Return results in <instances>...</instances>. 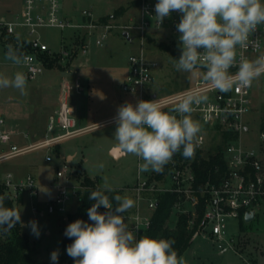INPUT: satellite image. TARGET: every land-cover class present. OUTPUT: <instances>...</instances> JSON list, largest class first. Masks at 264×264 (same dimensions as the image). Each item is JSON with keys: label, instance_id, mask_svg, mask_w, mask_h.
<instances>
[{"label": "built area", "instance_id": "1", "mask_svg": "<svg viewBox=\"0 0 264 264\" xmlns=\"http://www.w3.org/2000/svg\"><path fill=\"white\" fill-rule=\"evenodd\" d=\"M136 13L131 17L129 24L123 27L104 23L101 17H96L92 10L83 9L78 16L64 15L62 0H23L22 10L19 13L0 17V39L5 41L12 38L17 44H28L27 55L33 57L32 62L23 66L24 73L29 81L38 79L46 69L44 55L58 56L59 63L76 60L80 54H86L92 43L101 46L104 40L114 30L127 31L135 34L139 40L140 54L131 55L128 60L129 72L126 76L122 90L126 95L138 100H158L163 110L169 111L176 98L182 94L159 97L149 87L154 82V68L157 63L147 61L145 44L150 38L162 35L179 43V33L176 25L181 19L179 12H172L170 17L163 20L159 27L155 17V5L158 0H134ZM56 28L69 30L70 38L62 40V48L54 51L42 41L39 30ZM258 40L260 47L253 50L237 48V61L241 57L254 59L264 54V25L258 26L257 32L250 37ZM66 44L69 46L67 48ZM56 54V55H55ZM135 61V62H134ZM236 68L231 69L232 73ZM139 80V83H137ZM264 86V75L253 81L251 87L242 90L220 93L218 90L207 92V102L196 106L192 118L202 125L205 134L200 133L195 154L192 158H181L175 154L173 160L164 167L161 173L151 172L145 179L138 177L137 183L128 189L135 206L125 214V220L130 219L137 239L147 231L152 224V217L157 208L158 196L165 193L177 195L174 210L179 215L188 217V228L192 231L191 243L206 239L217 245L221 251L235 247L233 238L229 233L230 220L246 221V216L253 214L254 218L264 207V113H260L259 143L255 147L245 142L244 136L251 132L253 119L247 120L255 109L253 91L256 85ZM204 82H196L197 88H204ZM133 89L135 90L133 92ZM83 85L77 80L74 85L63 83L61 87L62 98L57 109L49 116L47 123V137L38 143L18 144L15 138L20 134L8 130L4 119H0V164L30 152L46 149L54 151L60 143L80 135L83 130L78 128L73 108L69 104V93H80ZM155 96V99L153 98ZM209 137L211 141L219 134L220 145L211 153H215L223 144V135L230 134L232 139L223 145L222 160L225 170H216V177L211 176L201 182L194 169V160L198 151L205 154ZM25 139L29 138L24 134ZM207 152H210L207 151ZM46 162L52 163L53 157L48 155ZM163 173V174H162ZM161 175V177H157ZM74 173L69 163L58 168L56 173V194L47 206V212L64 213L72 196H79L83 191L81 183H70ZM6 195L10 196L14 205L24 193L31 196L38 195V186L32 175L22 179L13 173H6L1 178ZM39 209L34 207L33 212ZM108 211V210H107ZM178 215V216H179ZM241 226V224H240Z\"/></svg>", "mask_w": 264, "mask_h": 264}, {"label": "rangeland", "instance_id": "2", "mask_svg": "<svg viewBox=\"0 0 264 264\" xmlns=\"http://www.w3.org/2000/svg\"><path fill=\"white\" fill-rule=\"evenodd\" d=\"M264 2V0H262ZM134 0H62L64 15L68 17L78 16L83 9H90L96 17H101L106 24L123 27L129 24L131 17L136 13ZM23 0H0V17L19 13L22 10ZM120 14H119V13ZM121 29L111 32L101 46H96L92 41L86 54H80L73 61L59 63L53 69H45L43 74L34 81L27 80L25 94L14 88L0 89V119L8 118L14 112L18 115L41 116L43 113V97L51 98L54 103L56 95L61 91L62 83L74 85L78 80L83 85L80 93L72 91L68 97L69 104L79 107V117L82 118V126L88 130L79 136L60 143L57 151L46 149L30 152L21 157L0 164L1 177L6 173H14L18 170L22 179L32 175L35 180L39 172L30 168L29 160L34 159L42 165L45 156L51 155L53 163H44L42 167L47 169L44 180H36L38 195L31 196L29 193L21 195L16 209L21 211V224L24 232L29 236L31 243L39 251L38 264H57L61 255L62 230L70 215L74 214L80 203L77 196H72L64 213L56 212L49 214L47 206L56 194L57 169L63 168L68 155H74L73 161L68 162L71 172L74 173L70 183L77 185L79 176L87 175L91 179L103 183V177H107L108 183L115 189H122L125 195L132 198L128 187L137 183L138 177L145 179L152 171L138 174V164L142 163L139 158L128 155L115 158L110 149L115 143L114 132L116 124L113 121L117 115L118 106L125 102L135 105V98L126 95L122 86L129 72L128 60L131 55L140 54V43L134 33H130L132 41L123 37ZM69 30L45 28L39 30V35L51 50L59 51L62 48V40L70 38ZM8 43L0 42V74L11 77L17 71L24 68L13 64L5 59ZM67 48L69 47L66 44ZM162 46H167L171 51H166ZM181 50L178 44L162 35L150 38L145 44V56L147 61L157 63L154 68V82L149 87L159 97L170 96L185 92L196 87L200 77L178 72L174 67L173 59H178ZM56 55V54H55ZM58 57V56H57ZM9 63V64H8ZM60 95V94H59ZM256 109L247 116V120L253 119L251 132L244 136L245 142L252 147L259 143L261 131L260 113H264V86L256 85L253 91ZM111 121V122H110ZM97 125H100L97 128ZM202 126V125H201ZM201 133L205 134L203 130ZM208 142L205 154L210 153L221 143L219 134L214 135L211 141L207 134ZM30 142H28L29 144ZM103 164L101 170L99 165ZM58 167V168H57ZM43 171L42 169H40ZM39 209L33 212V208ZM127 213V212H126ZM178 213L173 211L168 226L173 228L178 219ZM30 221L38 225L39 236H35L29 226ZM132 226L130 219L125 220ZM230 220L228 223L229 233L233 238L235 247L226 251L218 249L217 245L206 239H199L191 244L181 257L184 264H260L264 258V207L256 217L244 224ZM58 250L59 256L56 262L50 258L51 253Z\"/></svg>", "mask_w": 264, "mask_h": 264}, {"label": "clouds", "instance_id": "3", "mask_svg": "<svg viewBox=\"0 0 264 264\" xmlns=\"http://www.w3.org/2000/svg\"><path fill=\"white\" fill-rule=\"evenodd\" d=\"M172 12L181 14L176 25L181 54L173 59L174 67L178 72L201 77L205 87L183 92L169 111L163 110L158 100H138L135 105L125 102L118 106L114 117L115 143L110 153L139 158L143 162L138 164V174L161 173L177 153L186 159L194 156L202 126L192 118V113L196 106L207 102L209 90L227 93L247 89L264 75V54L237 61L238 47L252 46L254 51L260 47L259 41L250 37L258 26L264 25L262 0H158L155 17L159 27ZM5 59L23 67L33 57L8 45ZM233 68L237 69L235 73L231 72ZM27 80L23 71L11 77L0 74V89L14 88L25 94ZM99 168L102 170L104 165ZM102 179L98 187L86 189L89 199L95 201L87 210L93 223L77 219L65 229L64 235L74 238L66 251L75 264H184L173 247L174 240L145 235L137 239L135 231L125 222V215H121L133 208L135 201L127 195L110 197L107 193L116 189L107 177ZM101 206L108 211L99 212ZM18 223L21 211L5 207L4 198L0 197V229L7 232ZM29 226L38 237L37 223L30 221ZM58 256V250H54L50 258L56 262Z\"/></svg>", "mask_w": 264, "mask_h": 264}, {"label": "trees", "instance_id": "4", "mask_svg": "<svg viewBox=\"0 0 264 264\" xmlns=\"http://www.w3.org/2000/svg\"><path fill=\"white\" fill-rule=\"evenodd\" d=\"M136 5V2L133 3ZM119 13V12H118ZM121 13V12H120ZM119 13V14H120ZM2 38L0 39V42ZM6 43L18 49L20 52L26 54L29 47L26 42L17 44L14 39L7 38ZM166 51H171L167 46H162ZM44 62L46 69H53L58 67L55 63L58 62V57L44 55ZM232 135H223V144L218 148L215 153L204 154L200 151L197 152L194 160V169L198 179L201 182L206 181L210 176L211 178L216 177V170L219 168L221 171L225 170V165L222 160L223 145L230 139ZM57 147V146H56ZM55 147V148H56ZM55 150V149H54ZM57 150V149H56ZM55 150V151H56ZM181 158H184L179 153ZM163 174V173H162ZM157 177H161L158 175ZM79 182L84 188L79 193V205L76 212L69 216L67 223L64 225L62 234L63 239L61 242L62 255L57 264H75L72 257L67 254V246H69L73 239H70L64 235L66 227L77 219H81L88 223H93L89 220L88 209L95 203V201L89 199L90 193L86 189H94L99 186L98 181H95L87 175H81L78 177ZM110 197L116 194L125 195L122 189H116L114 193H107ZM0 197L4 198V206L9 208H15L13 200L10 196L6 195L5 188L1 183L0 173ZM177 201V195L173 193H165L158 196L157 208L152 217L151 227L145 231L142 235L153 237V238H165L172 239L175 241L173 247L177 251L178 256L182 257L183 254L191 246L192 231L188 228V217L186 215H179L176 224L173 228L168 226V222L173 214L174 206ZM115 209V203H113V210ZM99 212L103 213L107 211L103 206L98 209ZM129 211V210H128ZM244 221H241V228L244 229ZM141 235V236H142ZM39 251L31 243L29 236L24 232L22 224L18 223L10 231H3L0 229V264H38ZM255 264V263H254Z\"/></svg>", "mask_w": 264, "mask_h": 264}, {"label": "crops", "instance_id": "5", "mask_svg": "<svg viewBox=\"0 0 264 264\" xmlns=\"http://www.w3.org/2000/svg\"><path fill=\"white\" fill-rule=\"evenodd\" d=\"M62 85H63V83H62ZM62 85H61V87H62ZM59 94L56 95L55 99H53L54 103L51 102L50 97H47V98L43 97V100H42L43 113L41 116H39V115L38 116H33V115H25V116L21 115L20 116L18 114H14V112H13L10 115H8V118H4V121L6 122L7 129L16 131L20 134L18 137L15 138V141L18 144L23 145V144H27L28 142L38 143V142H41L44 139H46V137H47L46 128H47L48 118L57 109V106H58V104L62 98V92L61 91ZM68 97H70V95ZM71 107L73 108L74 116H75L77 123H78V128L83 130L82 133H84L85 131L88 130V127L90 128L91 126H82L83 121H82L81 116L79 117V107L77 105H74V104H71ZM24 134L28 135L29 138L25 139L23 137ZM56 149L58 151L60 149V147L59 148L56 147ZM47 156H48V154L45 156V162L44 163L51 165L53 162L52 163L46 162ZM120 157H122V156H120L118 154V157H115V158L118 159ZM70 159L73 161L74 155H68L67 156V158H66L67 163L70 162L69 161ZM28 163L30 165V168H33L36 172H39V175L37 176L38 178H36V180H38V179L44 180L46 177V172H47V169H44L45 167H42L44 163L41 162L42 165H39V162L38 161L36 162L34 159L29 160ZM40 169H42L43 171H41ZM13 174L18 179L22 177L20 172H18V170L15 171ZM53 179L55 180L56 177H54ZM131 187H128V188H131ZM18 203H19V201H18ZM19 204H21V203H19ZM15 209H16V204H15ZM131 209H129V210H131ZM67 221H68V219H67ZM261 256H262V258H264V252L261 254ZM259 263L264 264V259L262 262H259Z\"/></svg>", "mask_w": 264, "mask_h": 264}, {"label": "water", "instance_id": "6", "mask_svg": "<svg viewBox=\"0 0 264 264\" xmlns=\"http://www.w3.org/2000/svg\"><path fill=\"white\" fill-rule=\"evenodd\" d=\"M122 35H123V37L126 38L128 41H132V39H131V37H130V35H129V33H128L127 31H124V32L122 33ZM153 98L155 99V96H154ZM112 155H114V157H118V154H112ZM174 156H175V155H174ZM253 219H254V215H253V214H249V215L246 216V221H247V222H251Z\"/></svg>", "mask_w": 264, "mask_h": 264}]
</instances>
